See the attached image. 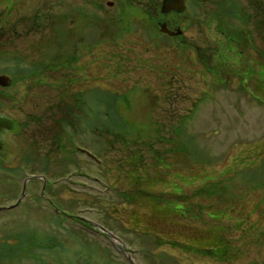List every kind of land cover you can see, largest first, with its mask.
I'll return each mask as SVG.
<instances>
[{
	"label": "rangeland",
	"instance_id": "rangeland-1",
	"mask_svg": "<svg viewBox=\"0 0 264 264\" xmlns=\"http://www.w3.org/2000/svg\"><path fill=\"white\" fill-rule=\"evenodd\" d=\"M153 1L158 0H0V74L18 78L8 87L0 85V118L26 122L0 131V208L20 199L18 206L0 209V264H264V83L259 82L264 0H235L251 17L253 43L263 54L243 49L235 37L226 47L229 38L220 29L242 23L231 8L218 21L215 11L222 0H204L199 9L185 1V13L173 17L178 19L174 28L184 31L183 43L151 28L139 5L153 8ZM80 8L103 21L96 26L97 42L90 41L85 26V39L77 44L78 67H86L79 73L72 68L49 72L46 79L41 76L42 86L17 75L36 60L47 61V54L70 50L72 44L61 51L56 45L48 48L50 22L66 16L71 30ZM112 16L119 20L118 35L114 25L107 27ZM201 50H218L220 62L233 75L215 83V76L203 73ZM19 56L25 57L21 67ZM210 63L217 61L213 57ZM77 74L83 80L69 94L87 90L91 108L97 99H92L96 93L90 95L93 89L130 92L129 104L119 102L118 121L114 111L110 122L101 112L94 117V132L86 130L83 120V128H74L76 120L67 130L61 127L66 107L72 105L63 78ZM119 133L127 138H117ZM48 153L44 170L45 161L23 162L29 155L45 158ZM133 156L141 161L136 171ZM42 177L47 180L44 195ZM204 186H213L214 193L193 197ZM135 189L152 196L135 197ZM123 192L129 197L123 198ZM68 213L113 235L93 231ZM220 228H228L227 238L241 250L225 263L192 248L212 243ZM11 232L34 233L49 249L28 250L22 241L16 245L19 237L9 239Z\"/></svg>",
	"mask_w": 264,
	"mask_h": 264
},
{
	"label": "trees",
	"instance_id": "trees-1",
	"mask_svg": "<svg viewBox=\"0 0 264 264\" xmlns=\"http://www.w3.org/2000/svg\"><path fill=\"white\" fill-rule=\"evenodd\" d=\"M131 1L133 2V0H131ZM249 1L251 4H254V1H256V0H249ZM191 2L193 3L192 7L196 8V9H199L200 6L202 5L201 4L202 0H191ZM256 2L259 3L258 0ZM217 4H218V2H217ZM229 5L230 6L228 7L227 1H223V0L220 2V4H218L217 9L215 11V16L217 17L218 21L220 23H222L224 20L225 12H227L231 8L235 11V17L241 21L242 26H237V27L229 26L228 28L222 30V33L226 34L227 37L229 38V40L226 43V47H231V45L234 42L233 37H235L238 40L237 44L239 46H242L243 49L250 50V49L254 48L257 52H259L261 54L262 51L257 49L253 43V40H254L253 37L254 36L252 35V30L249 27L251 17H249V14H248L246 8L244 6H242L239 2H236L235 0H229ZM139 7H140L141 14L144 15L145 18L148 19L151 28H153V30L156 29V31H157L158 30L157 22L159 20V16H155V14L157 15V13L159 12V2L153 1L152 2L153 8L145 7V6L142 7L140 5H139ZM256 7L258 8V5ZM80 9L82 10V11H80L81 13L77 11L78 14L76 13L77 14L76 17L73 18V21H72L73 25H72L71 30L66 29V19H67L66 16L59 18L58 22H50V31L51 32L49 35L50 40L47 41L48 48L56 45L58 47L57 49H59L61 51L62 48L67 47L68 45L72 44L69 48L70 50L67 53L66 52H64V53L60 52L57 54H47L46 57L43 59V60H47V61H41V60L37 61L36 60L35 62H32L30 64V66L27 67L26 69L20 68L19 70H17L16 71L17 75L18 74L20 76L22 75L23 79L26 81H28V80L34 81L35 80V82H34V83H36L35 85L42 86L46 82L41 81V76H43L42 78L46 79V74H48L49 72L50 73L56 72V70L59 68H64V69L72 68L76 71V73L77 72L79 73L80 71H78V69L82 70L86 67V66H84L82 68H80V66L78 67L79 60L81 58V54L78 55V48L79 47L77 46V44L82 38L85 39V37L83 36L85 26L90 28V32H89V35L91 34L90 41L92 43H95L99 40V38L95 39L96 38V29H97L96 26L101 24V21H102L101 17L102 16H99L97 13H94L92 11L86 12L84 8H80ZM9 10L11 12L12 8H10ZM79 13H80V15L83 16V18H82L83 20L81 18H78ZM82 13H84V14H82ZM236 13H237V15H236ZM195 14H197V13H195ZM103 19L106 20L107 18L105 17ZM79 22H82V24H80ZM106 22H107V27L109 26V24L114 25L116 27L117 26L116 23H118L119 20L117 17L112 16V18H110L109 20H106ZM102 25H103V21H102ZM219 26H221V24H219ZM115 29H117L116 35H118L119 33H122L119 28L116 27ZM109 31L111 32L112 30L109 29ZM263 37H264V34H263ZM108 40L114 41L113 38H110ZM198 55H199L200 61L204 63V65H205L204 67L208 71L207 72L208 74H211V75L214 74L216 76H219L221 74V70H220L219 66L223 67L224 64H222L219 60L221 58V54L219 52L217 54L218 60H217V63L215 65L214 64L211 65V63H210L212 61L211 57H210L211 55L206 54V52H203L202 50L198 51ZM88 56H89V53H88ZM19 58L20 59L17 60V65H19L18 67H21L20 65H22L25 62V57L19 56ZM16 72L14 73V76H15ZM75 76H74L75 78L74 77L70 78V76H68L66 79L63 78L64 82H65L64 83L65 89L67 90L65 94H66V96H69V98L72 101V103H71L72 105L71 106L67 105V107H66V112L64 113L65 118H62L63 120L61 122H59L61 127L64 130H67L68 126L70 124H72L75 120L78 122V124L75 121V124H74L75 127L74 128H83V126H82V120H83L84 121L83 124H85L86 130L88 129V130H91L92 132H94V124H93L94 117H97L101 112H103L105 114V116H107L106 120L108 122H110L111 116H113V113H114V117L117 120L116 114L120 113L119 102L124 99L125 102H127L128 104L130 103L129 98L131 97V94L129 91L124 92V93H120L119 91H116V90L108 91L109 89H103L102 90V88H98L99 90L93 89V91L90 93L91 97H92L93 92L96 93V95H97V96L95 95L92 97V99L93 98L95 99V97L97 99L94 100L95 101L94 107L91 108V106H89V104L86 103L87 102L86 101L87 90L86 91L85 90H78V91H75L74 93L69 94L68 89H70L73 86L80 85L81 84L80 82H82V80H83V78L81 76L78 77V74ZM260 77H262V80L259 79V82H260V86H262V84L264 83V73H263V76L260 74ZM17 80H18V78L14 77V81H17ZM225 80H227V79H219V82H222ZM263 91H264V89H263ZM75 107H77V111L72 110V108L74 109ZM88 107H89V109H88ZM112 111H114V112L112 113ZM76 112L79 113V115L76 114ZM88 115H89V117H87ZM69 118L71 121L69 120ZM2 120L3 119L0 118V125H1ZM19 125L20 124L17 123V126H19ZM102 125L103 124L100 121L99 127H98V125L96 127H98V129H100V128L102 129V128H104ZM20 127H22V126H19V128ZM123 128L126 129L125 131H127L129 129V126H124ZM117 138L124 139V138H127V136L125 135V133H119ZM139 138H141V137H139ZM34 150H35V148L33 147L30 149V152L35 153ZM45 155H46L45 158H43V156H41V155H39V157H34V158H33V156L31 157V155H29V156H27V158H25V160L23 162H25V163L28 162V164H29V162L36 163V162H38V160L45 161L44 168H43V170H44L45 167L48 166L47 163H48V159H49V153L45 154ZM27 159L30 161H27ZM131 160L133 161V165L135 167H139V165H141V161H139V157L135 156V157L131 158ZM0 163H2V159H0ZM38 163H40V162H38ZM45 171H47V168ZM137 180H138V178H136V180L134 182V186H135V184H137V182H138ZM49 186H50V183H48V187ZM223 189H224V187H223ZM135 190H137V189H135ZM213 190H214L213 186H204V187L200 188L199 190H197L195 192V194L193 195V197L196 195H198V198H204L203 196H209L210 197L214 193ZM134 193H135L134 196L135 197L137 196L138 198L141 197V195H143V193L145 194V196L147 198L152 196V193L145 192L142 190H137ZM122 194H123V198L129 197V195H128L129 193L123 192ZM263 203H264V199H263ZM257 204H259V202ZM198 208L200 210V213H202V211H203L202 207L199 206ZM187 211L189 213L188 208H187ZM253 212H254V210L250 214H252ZM247 218H249V215L246 216V219ZM58 224L61 225L62 221L58 222ZM227 229L228 228H220V232H219L220 236L216 237L212 243H210L206 246H202V247L192 246V248L196 251V253L198 255H200L202 257H204V256L205 257H213L221 263L228 262L229 260L233 259L236 255H239L241 250L236 248L234 246L235 244H233V241H231L227 238V236L225 234ZM14 234H15V237H16V235H17V237H19L17 239V241H19V243L16 245H20V241H22L24 247L27 248L28 250L31 247L33 248V246H36V247L40 246L44 249H46V248L49 249V246L43 244L42 239H41V241H39L35 238L34 233L30 232V233L24 234L22 232L21 233L20 232L19 233L11 232L8 234V238L11 239L9 235H14ZM20 235H21V237H20ZM11 237H13V236H11ZM30 240H32V241H30ZM45 240H48V237H46ZM27 255H29L28 252H27ZM255 264H260V263H255Z\"/></svg>",
	"mask_w": 264,
	"mask_h": 264
},
{
	"label": "water",
	"instance_id": "water-1",
	"mask_svg": "<svg viewBox=\"0 0 264 264\" xmlns=\"http://www.w3.org/2000/svg\"><path fill=\"white\" fill-rule=\"evenodd\" d=\"M172 10H176L178 12H182L184 10V1L183 0H164L163 4H162V13H169ZM161 29L163 32L169 33L170 35H180L182 34V31H177V32H172L170 31L166 25H162ZM12 82V79L10 76L8 75H0V85L4 86V87H8ZM36 178H39L37 176H35ZM44 179V184H43V188H42V195H44V191H45V187L47 186V180L45 177H42ZM28 181H30V178H28L25 182H24V186H23V190H22V195L21 198L24 197L25 193H26V188H27V184ZM20 202V199L17 201L16 204L11 205L7 208H0V209H10V208H14L16 207ZM56 210H58L55 207ZM102 230L106 231L103 227H100ZM107 233H109L108 231H106ZM110 234V233H109Z\"/></svg>",
	"mask_w": 264,
	"mask_h": 264
},
{
	"label": "flooded vegetation",
	"instance_id": "flooded-vegetation-1",
	"mask_svg": "<svg viewBox=\"0 0 264 264\" xmlns=\"http://www.w3.org/2000/svg\"><path fill=\"white\" fill-rule=\"evenodd\" d=\"M174 14H176L175 12H171L170 14H167L166 15V17L165 18H163L165 21H166V24L169 26V22H171V21H174L175 19L174 18H172V19H170L169 18V16H172V15H174ZM163 20V21H164ZM170 27V26H169ZM4 118H2L3 120L2 121H4V122H1V128H0V130L1 131H4V130H6V127H14L16 124H17V122L15 123L14 122V120H9L8 119V117H5V116H3ZM19 124V123H18ZM23 124L26 126V122H23ZM23 124H20L21 126H23ZM2 148H4V146H0V149H2ZM77 150H78V152H80V153H83V154H85L82 150V148H80V147H77L76 148ZM85 155H88V154H85ZM156 216V215H155ZM149 222V221H148ZM147 227V226H146ZM129 262H130V260H128Z\"/></svg>",
	"mask_w": 264,
	"mask_h": 264
}]
</instances>
